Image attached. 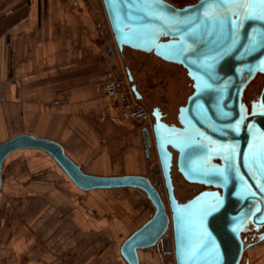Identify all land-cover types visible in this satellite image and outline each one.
Listing matches in <instances>:
<instances>
[{
  "label": "water",
  "instance_id": "95a60500",
  "mask_svg": "<svg viewBox=\"0 0 264 264\" xmlns=\"http://www.w3.org/2000/svg\"><path fill=\"white\" fill-rule=\"evenodd\" d=\"M118 49L153 53L180 65L192 82L177 121L152 107L153 131L167 190V204L148 175L87 173L53 139L25 132L0 143V190L6 156L34 147L50 153L83 190L137 187L151 200L152 216L122 243L128 264H141L140 248L172 233L176 264H240L244 252L264 241V83L258 99L244 101L247 85L264 74V3L261 0H102ZM112 53V51H111ZM136 98L144 100L131 69ZM116 80L121 90V77ZM146 153L151 141L143 130ZM175 172L204 188L185 200L175 195ZM251 236V239L248 237ZM168 247L169 235L164 236Z\"/></svg>",
  "mask_w": 264,
  "mask_h": 264
},
{
  "label": "crops",
  "instance_id": "0c3cea01",
  "mask_svg": "<svg viewBox=\"0 0 264 264\" xmlns=\"http://www.w3.org/2000/svg\"><path fill=\"white\" fill-rule=\"evenodd\" d=\"M82 1L0 0V143L25 132L60 142L87 173L148 175L145 126L120 116L130 101L123 92L124 81L119 95L103 89L112 73L98 60L96 16ZM102 14L110 32L105 9ZM186 73L181 67V75ZM132 74L137 82L134 68ZM189 92L187 86L182 99ZM64 96L68 102L54 103ZM178 105L171 116L176 117ZM155 153L151 147L149 155L157 162ZM2 177L0 264H122L127 262L120 250L123 241L152 216L128 227L114 247L121 222L109 216L108 194L140 188L83 190L50 153L34 147L10 152ZM112 198L115 205L125 204L128 214L141 211L133 195ZM164 248H140L141 264L165 261Z\"/></svg>",
  "mask_w": 264,
  "mask_h": 264
},
{
  "label": "rangeland",
  "instance_id": "374dc122",
  "mask_svg": "<svg viewBox=\"0 0 264 264\" xmlns=\"http://www.w3.org/2000/svg\"><path fill=\"white\" fill-rule=\"evenodd\" d=\"M172 1L176 2L177 4H183L184 2L192 0ZM82 2L84 3V7H89L90 9H92L96 16L97 31L98 33H100L99 38L97 39V42L100 46L98 60H101V63L106 67V71L110 70V72L112 73V76L110 78H116L117 74L120 75L121 81H124L123 92H125L128 99L131 100L132 93L130 90V84L132 83V81H129V83H127L128 76L125 73V67L127 68L128 66H131L137 73V82L145 92V99L141 101L147 106L149 110H151L150 108L155 104L162 105L168 111V119L170 121L176 120V117L171 116V111L174 105L184 101V99H182V94L187 86L190 87V78L188 77L187 73L182 76L180 65L172 67L168 66L166 64H163L162 62L160 63V58L154 54L152 55L150 53L139 50L134 51V49H131L129 47L125 48V52L119 50V54L115 56L110 45L113 44L115 50L117 51V44L114 40V37L112 36L111 28L109 27L110 32H108L107 29H105V24H103L104 17L102 13H104V5L102 0H83ZM182 81L186 82V85H184ZM262 82L263 77L261 73H259V75L248 86V89L250 88L248 92L249 95H252L254 93V89H257L258 91L260 90L261 92ZM148 125L150 127V123ZM153 151L154 149H152V152ZM145 155L147 161L144 169L145 173L148 174L153 181L160 180L164 186L161 173L159 171L157 172V170L154 172L152 171L153 169H157L155 167V159L153 160V157H150V155L147 153ZM64 178L65 185H68V177ZM174 181L177 187V195L181 197V199H186L190 195H192L196 184L187 182L183 179V177H178V180L177 177L176 179L174 177ZM66 187L67 186H65L66 192L71 191V189ZM115 191L116 192H113L112 194L109 193L107 197V200L112 204V209L110 210L109 216L113 218L118 217L121 222L120 228H118L117 233L114 236V247H116L117 240L128 227H132L136 225L139 220H145L147 217L152 215V210L150 211L151 202L148 197H145V192L142 189L132 190L129 188H119ZM128 194L138 198L141 204V211L138 212V215L128 214L127 211H129V209L126 208L125 204H123L122 202H120L118 205L114 204L116 202L113 200L112 196L121 195V197H126ZM113 204L115 206H113ZM170 232L168 235L171 236L172 233ZM162 252L165 256H167V258L165 261H161L160 264H176L173 253H168L167 249ZM122 264H127V262H123ZM146 264L149 263L146 262ZM240 264H264V241H261L247 249Z\"/></svg>",
  "mask_w": 264,
  "mask_h": 264
},
{
  "label": "built area",
  "instance_id": "2783aa9c",
  "mask_svg": "<svg viewBox=\"0 0 264 264\" xmlns=\"http://www.w3.org/2000/svg\"><path fill=\"white\" fill-rule=\"evenodd\" d=\"M102 86L106 93L112 96L119 95L122 91L118 86V81L116 80V78L105 80L102 83ZM66 102H68V98L65 96L57 98L54 101L55 104ZM120 116L123 118L131 119L134 122L139 123L145 127L151 128L150 110L140 99L136 98V96L133 97V99L130 100L128 104L121 109ZM147 123H150V127Z\"/></svg>",
  "mask_w": 264,
  "mask_h": 264
},
{
  "label": "flooded vegetation",
  "instance_id": "af4514ba",
  "mask_svg": "<svg viewBox=\"0 0 264 264\" xmlns=\"http://www.w3.org/2000/svg\"><path fill=\"white\" fill-rule=\"evenodd\" d=\"M169 1H171L172 3H174L175 5H177V6H183V5H185V4H189V3H193V2H195V1H197V0H192V1H187V2H184L183 4H177L176 2H174V1H172V0H169ZM117 46V45H116ZM110 47L112 48V51H113V53L115 54V56L116 55H118L119 54V49H118V46H117V51L115 50V47H114V45L113 44H111L110 45ZM123 52H125V48L123 49ZM130 69H131V72H132V68H131V66H128ZM259 75V73L255 76V78L257 77ZM262 75V77H263V82H262V85H261V87L263 86V83H264V74H261ZM254 78V79H255ZM253 79V80H254ZM252 80V81H253ZM251 81V82H252ZM190 82V92H189V94L191 93V91H192V82H191V80L189 81ZM250 82V83H251ZM250 83L247 85V87H246V89H245V91H244V101L249 105L252 101H254V100H256V99H258V96H259V93H260V90L258 91L257 89H254V93L252 94V95H249V89H248V86L250 85ZM248 89V90H247ZM262 89V88H261ZM188 94V95H189ZM186 100H184L183 102H180V104L181 103H184ZM167 115H166V119H167V121H169V122H175V123H178V121H177V119L176 120H174V121H170V120H168V112H165ZM175 166L173 167V172H172V175H173V182H174V185H175V181H174V177H175V179H176V177H177V180H178V177H181L180 175H177L176 174V172H175ZM182 178V177H181ZM184 179V178H183ZM192 184H196V186H195V188H194V191H193V193L192 194H194V193H196V192H198V191H200V190H202L203 188H204V186L203 185H200V184H197V183H192ZM161 188V190H163L164 189V187L163 186H161L160 187ZM175 193H176V196L180 199V201L181 200H185V199H181V197H179L178 195H177V187H176V185H175ZM153 213V212H152ZM248 239H251V236H249L248 237ZM161 245H163V243H160ZM249 263H250V261H249Z\"/></svg>",
  "mask_w": 264,
  "mask_h": 264
},
{
  "label": "bare ground",
  "instance_id": "6f19581e",
  "mask_svg": "<svg viewBox=\"0 0 264 264\" xmlns=\"http://www.w3.org/2000/svg\"><path fill=\"white\" fill-rule=\"evenodd\" d=\"M110 23V22H109ZM110 28H111V26H110ZM113 34V33H112ZM113 37H114V35H113ZM118 46V45H117ZM124 48H126V47H124ZM123 48V49H124ZM135 50V49H134ZM133 75V74H132ZM134 76V75H133ZM255 78V77H254ZM134 80L136 81V79H135V76H134ZM251 82V81H250ZM137 83V82H136ZM143 94V93H142ZM143 97H144V94H143ZM143 99H145V98H143ZM150 113H151V110H150ZM176 118H177V113H176ZM165 120L167 121V119L165 118ZM154 121H155V119H154V116L152 115V113H151V119H150V122H151V128H149V132H151V133H149V138H150V141H151V146H150V148L151 147H156L155 146V136H154V131H153V124H154ZM169 122V121H168ZM151 134V135H150ZM149 148V149H150ZM155 150H156V148H155ZM155 158H156V160H157V162H156V164L158 165L159 164V162H158V156H157V152L155 153V156H154ZM173 176V175H172ZM173 178V177H172ZM174 183V182H173ZM161 186H163V184H157V187L159 188V190H160V193H161V195H162V197H163V199H164V201L166 202V204H167V190L165 189V186H163L164 187V189L163 190H161ZM164 191H165V194H164ZM174 191H175V186H174ZM147 195V194H146ZM175 195H176V193H175ZM180 200V199H179ZM154 207V206H153ZM165 235H168V232H166L159 240H158V242H157V244L156 245H158V244H160V243H163V246L165 245V242H164V236ZM156 245H154V246H156ZM173 248H172V247ZM152 247V246H151ZM149 248V247H148ZM165 249H174V242H173V236L171 235H169V242H168V247H166L165 246ZM245 253V252H244ZM243 256H244V254H243ZM174 257H175V255H174ZM176 262V261H175ZM128 263V262H127Z\"/></svg>",
  "mask_w": 264,
  "mask_h": 264
},
{
  "label": "snow or ice",
  "instance_id": "6c2138e0",
  "mask_svg": "<svg viewBox=\"0 0 264 264\" xmlns=\"http://www.w3.org/2000/svg\"><path fill=\"white\" fill-rule=\"evenodd\" d=\"M261 3H264V0H261Z\"/></svg>",
  "mask_w": 264,
  "mask_h": 264
}]
</instances>
